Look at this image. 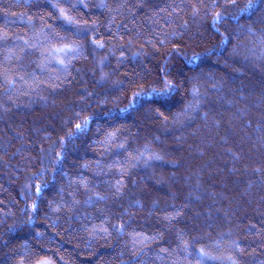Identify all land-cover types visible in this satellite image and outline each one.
<instances>
[{
	"label": "trees",
	"instance_id": "16d2710c",
	"mask_svg": "<svg viewBox=\"0 0 264 264\" xmlns=\"http://www.w3.org/2000/svg\"><path fill=\"white\" fill-rule=\"evenodd\" d=\"M57 2L0 0V264H264V0Z\"/></svg>",
	"mask_w": 264,
	"mask_h": 264
},
{
	"label": "snow or ice",
	"instance_id": "6c2138e0",
	"mask_svg": "<svg viewBox=\"0 0 264 264\" xmlns=\"http://www.w3.org/2000/svg\"><path fill=\"white\" fill-rule=\"evenodd\" d=\"M64 3H68V4H71V0H63ZM79 2H83V0H79ZM233 2H235V0H233ZM73 7L75 5H72ZM52 7L54 9H57L59 10L60 12V17L61 19H63V21L67 24V25H73L75 23V20L72 16L68 15L67 11L63 8H59V0L57 2V4H53ZM255 7V3H254V0H249V4L247 5V7H245L244 9H241V13L244 14V13H248L252 8ZM222 19V16L220 13H217L216 16L214 17L213 19V24L215 23H218L220 20ZM225 41H222V43H224ZM97 44V47H103V44L102 43H99V42H95ZM66 50H69V51H75L76 49L72 48L71 45H66L64 48H57L55 49V51L57 53H60V52H65ZM210 52H214V50H209ZM198 55L197 54L196 56L192 57L191 60L192 61H195V59L198 58ZM59 63L61 65H63V60H60ZM11 81H9V84L11 85ZM175 85L172 84L171 81H168L166 83V86L164 89L162 90H156L154 89L153 92H155L159 97H160V101L161 103H166L167 102V99L170 97L171 93L175 90ZM196 94V90H194V95ZM142 94L140 92H136V93H133V96L129 102V105H128V108H135L136 107V104L138 103L139 101V98H141ZM121 111H124V109H121ZM89 124V120L88 119H85L83 121L82 124L78 123L75 125V128H76V133H80V132H83L87 126ZM74 134L73 133H69L68 135V139L71 140L73 138ZM121 147H123V145H121ZM159 158V157H157ZM37 191H39V188L37 189ZM117 191H119V182L117 183ZM102 198V197H101ZM35 207V205L33 206ZM38 264H50V261H47V260H42V261H38Z\"/></svg>",
	"mask_w": 264,
	"mask_h": 264
},
{
	"label": "rangeland",
	"instance_id": "374dc122",
	"mask_svg": "<svg viewBox=\"0 0 264 264\" xmlns=\"http://www.w3.org/2000/svg\"><path fill=\"white\" fill-rule=\"evenodd\" d=\"M36 264H38V263H36Z\"/></svg>",
	"mask_w": 264,
	"mask_h": 264
}]
</instances>
